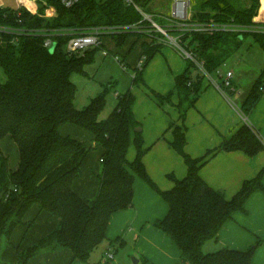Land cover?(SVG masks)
Listing matches in <instances>:
<instances>
[{
  "label": "trees",
  "instance_id": "1",
  "mask_svg": "<svg viewBox=\"0 0 264 264\" xmlns=\"http://www.w3.org/2000/svg\"><path fill=\"white\" fill-rule=\"evenodd\" d=\"M38 2V13L31 6L0 7V67L7 80L0 82V140L10 135L19 149V166L10 170L9 159L0 151V248L3 237L11 244L13 231L24 222L33 205L59 219L58 225L31 247L18 250L14 264L29 261L45 251L70 250L72 264L76 260L90 263L92 254L107 240L111 217L122 210L133 208L135 177H141L167 202V215L155 226L170 236L181 251L177 264H251L258 244L247 250L222 248L204 253L207 241L217 240L225 223L237 211H245L248 199L258 190L264 191V169L253 179L246 180L240 191L227 199L222 190L211 187L199 174L207 158H193L186 151V127L172 122L171 147L184 159L188 175L174 181L173 188L162 191L149 176L144 157L141 125L134 114L135 94L129 89L117 95L118 103L105 120L100 116L106 106L108 87L90 103L78 109L75 105L77 86L72 75H86V66L94 63L101 47L82 53H69L71 38L97 27L134 25L141 22V14L124 0H81L66 8L60 0ZM200 9L193 14L194 22L223 25L234 30L187 32L184 46L204 62L206 70L216 73L241 48L246 36L253 38L264 51V0H248L239 6V0H199ZM55 15L49 16V9ZM121 49L131 37L145 38L142 33L124 32L111 35ZM52 39L54 50L45 46ZM143 42V65L136 68L133 85H145L143 71L165 45L158 40ZM136 43V42H135ZM134 43V44H135ZM133 44V45H134ZM184 73L175 77L180 95L177 105L171 96L151 91L161 103H169L180 111L181 119L195 106L205 75L199 66L188 60ZM123 62V61H121ZM124 64V63H123ZM126 67V66H124ZM198 70L193 76L191 68ZM264 93V69L252 85L242 105L247 115ZM73 124L92 136L93 144L86 146L60 129ZM134 133V137H133ZM134 142L136 156L128 159ZM104 152L100 158L102 172L97 196L80 197L73 189L82 175L81 167L88 154L98 148ZM264 150L258 134L244 124L214 151H243L254 157ZM33 224L29 225L32 228ZM118 238L117 241H119ZM121 245V244H120ZM1 250V249H0ZM0 264H6L0 262ZM95 264H108L98 262Z\"/></svg>",
  "mask_w": 264,
  "mask_h": 264
},
{
  "label": "crops",
  "instance_id": "2",
  "mask_svg": "<svg viewBox=\"0 0 264 264\" xmlns=\"http://www.w3.org/2000/svg\"><path fill=\"white\" fill-rule=\"evenodd\" d=\"M134 41L135 38L131 41L132 45ZM107 43L102 39L103 50L106 49L110 54L113 51L108 48ZM139 44L142 48V43ZM167 47L164 50L165 59L162 57L163 59L159 60V63L165 66H160L164 68V73H161L160 80L151 87L164 96L170 95L172 103L177 105L180 95L175 86V77L184 73L187 66L181 60L183 57L179 51L172 46L167 45ZM118 51L120 50L114 53ZM139 56L141 59L142 50ZM156 61L158 58L155 60L154 57L143 71V79L148 83L151 82L150 73L156 68ZM227 71L233 72L232 79H234L236 73L231 68ZM212 82L214 85L203 79L195 106L188 110L183 120L176 106L166 104L160 106L162 104L159 105L158 101L147 92L146 94L139 92L141 94L139 100L138 96H135L133 110L139 123L142 121L138 102L142 101L149 114V119L143 122L142 128L145 147L149 148L144 157V164L149 176L162 191L174 186V181L169 175H174L177 179H183L188 175V167L183 157L170 145L173 141L172 130L168 131L171 122L186 127L187 153L196 159L207 158V162L199 169L200 176L214 189L222 190L227 199L233 198L246 180L255 178L264 169V150L254 157L243 151H219L208 157L209 152L216 150L224 139L231 138L244 124L249 125L264 143V93L247 118L240 108L241 102L234 101L233 97L227 96L222 88L216 86L215 81ZM232 91L236 99L237 96H242L235 85ZM137 94L135 92V95ZM60 131L64 136L76 138L86 146L93 144L92 136L73 124L62 126ZM15 150L16 156L10 163ZM0 151L8 157L10 170H16L20 161L19 149L10 135L0 140ZM103 152V148L98 147L88 154L81 167L82 175L73 184L75 192L84 199L92 200L98 194L100 158ZM135 156L136 149L129 148L128 159L133 161ZM134 192L133 207L135 206L136 210L134 212L122 210L115 213L107 228V239L121 238L119 241L122 246L127 244L126 240L131 239L134 242V252L141 257L138 259V264L145 261L148 264H177L181 256L179 247L170 236L155 226L158 220L167 215L169 210L167 202L138 176L135 177ZM58 222L57 217L47 212H40L38 205H33L25 215L23 224L13 231L11 244H7L5 238L2 239L0 262L14 264L18 250L36 244L47 236ZM30 224H33L32 228H29ZM213 241L216 250L222 248L247 250L258 244L251 264H264V191H256L245 204V211L235 212L233 218L225 223L218 239ZM72 256L70 250L45 251L32 258L29 264H69ZM124 257L119 258L117 264L128 263L129 260ZM72 264L84 263L76 260Z\"/></svg>",
  "mask_w": 264,
  "mask_h": 264
},
{
  "label": "rangeland",
  "instance_id": "3",
  "mask_svg": "<svg viewBox=\"0 0 264 264\" xmlns=\"http://www.w3.org/2000/svg\"><path fill=\"white\" fill-rule=\"evenodd\" d=\"M247 3L248 0H239V6H244ZM0 6L15 7L17 6V0H0ZM172 6H173V2L171 0H147L143 4V7L146 9V11H148L150 14L155 16L156 14L159 13L169 15L171 13ZM34 7H38L37 3L34 4ZM199 9H200V1L192 0V9L189 12L190 13L193 12L194 14L195 12H198ZM133 38L136 39V41H134V43L136 42L134 46L131 43ZM103 39L106 42H108L107 43L108 48H110L113 52H110V54H108L107 56H103L102 49L98 50L95 56L94 63L86 66V75L74 74L71 77V80L77 86V95L75 99L76 107L78 109H82L86 107L90 103L92 98L96 97L99 93L103 92L107 87L109 90L106 95L105 109L103 110L100 116L101 120L107 119L115 109L118 103L117 95H124L125 93H127L129 89H132L134 94L135 92L138 93L137 95H135L136 97L138 96V100H139V95H141L139 94V92H142L143 94H146L147 92L149 93V95L151 94L155 100L158 101L159 105L162 104L161 101H159V99H157L151 92L153 90L151 85L153 83H156L158 80H160L161 73H164L163 72L164 68L160 67V66H164V64L162 63L163 64L162 65L161 63H159V60L162 57L165 59L164 54L166 55V53H164L165 52L164 50L165 48H168L167 45H164L161 51L154 56L155 60H157L158 58V61H156L157 62L155 65L156 68L152 73H150L151 82L148 83L145 81V85L140 82L139 84L134 86L133 78L135 76L136 68L139 67V60L141 57L139 56V54L141 53L142 50L139 42L151 43L152 41L144 37L142 38L131 37L121 49H118L112 36L104 35ZM50 49L51 51H53L54 45ZM116 50H120V51L114 53ZM115 55H118L120 57V60L123 62L117 60ZM181 60L186 64V66L189 64V61L187 59L181 58ZM150 63L151 61L147 64L145 69L148 67ZM230 68L236 73L235 78L232 79L231 82L233 86L235 85L236 88H238L240 95L242 94V96H237V99L234 97L235 93L232 91L233 86L231 88L224 86V79H221L215 72L211 73L210 74L211 78H209L203 73V71H201V69L199 71H201L205 75L204 79L208 80L211 84L214 85L212 81H215L216 86L218 85L222 87V90L227 94V96L231 98L233 97L234 101L241 102L240 108L242 110L243 102L246 99L252 85L259 77L261 71L264 69L263 49L257 43H255L252 37L246 36L238 52H236L233 56H231L226 61V64L221 67L220 71L221 73H223L224 77L226 76L227 69ZM191 73L193 76L197 75L198 73L197 68L192 67ZM6 80H7L6 74L4 70L0 67V82L4 83L6 82ZM139 104H140L141 112L139 113L138 111V113L139 115H141V121H142V123H140L141 126L139 128L142 129L144 127V123L149 119V114H147L146 106H143L142 101H140V103L138 102V106ZM165 104L168 106H172L171 104L166 102L160 106H163ZM249 115L250 113L245 115V117L248 118ZM134 149L136 148L134 142H132V144L130 145V150H134ZM15 156H16V150L14 152V155L12 154V160L10 159V163L14 161ZM101 172H102V166H101L100 174ZM135 210H136L135 206L129 209V211L131 212H134ZM117 240L118 239L115 238L111 240L108 239L105 240L98 247V249H96V251L92 254L90 263H84V264H95L98 262H102V263L108 262V264H117L119 258L123 256H125L124 258L127 261L129 260V262L125 264H136L135 259L138 260L141 257L134 252V242H132L131 239L126 240L127 244H124L122 246L120 245L121 241H117ZM109 250L114 254L113 260H110L107 257V253L109 252ZM214 251H217L214 241L213 240L207 241L203 246V252L211 253ZM140 264H148V263L145 261V262H141Z\"/></svg>",
  "mask_w": 264,
  "mask_h": 264
},
{
  "label": "built area",
  "instance_id": "4",
  "mask_svg": "<svg viewBox=\"0 0 264 264\" xmlns=\"http://www.w3.org/2000/svg\"><path fill=\"white\" fill-rule=\"evenodd\" d=\"M46 5L44 0H17V10L22 9L25 5L31 6L34 13H38V8L34 7V4L41 2ZM81 0H60V3L66 8H72L78 4ZM147 0H124L128 6H133L142 16V21L134 25L126 26H113V27H97L86 30L79 33L70 39L68 43L69 53H82L90 48L101 47L102 39L104 35H113L116 33L124 32H136L142 33L150 40H158L159 42L174 47L180 52L182 57L187 60L195 62L203 73L211 78L210 73L206 70L204 62L200 60L192 51L188 50L183 44V37L187 32H204V31H216V30H234L235 28L229 24H206L201 22H194L192 9V0H171L173 2L172 10L169 15L159 13L155 15L150 14L143 7V4ZM4 7V6H0ZM55 15V9H49V16ZM157 18V19H156ZM258 30H264L262 27ZM0 31H10L8 28L0 27ZM46 47H52L53 42L50 37L45 40ZM103 50V49H102ZM103 54L107 56L109 52L104 49ZM116 59L120 60L118 55H115ZM145 58L142 57L139 61V67L144 63ZM221 69V68H220ZM220 69L216 71V74L224 79V86L231 88L233 77L232 71H227L226 76H223ZM219 88H222L219 86ZM107 257L110 260L114 259V254L109 250Z\"/></svg>",
  "mask_w": 264,
  "mask_h": 264
},
{
  "label": "water",
  "instance_id": "5",
  "mask_svg": "<svg viewBox=\"0 0 264 264\" xmlns=\"http://www.w3.org/2000/svg\"><path fill=\"white\" fill-rule=\"evenodd\" d=\"M135 132H142V129L141 128H136ZM135 263L138 264V260L137 259H135Z\"/></svg>",
  "mask_w": 264,
  "mask_h": 264
}]
</instances>
